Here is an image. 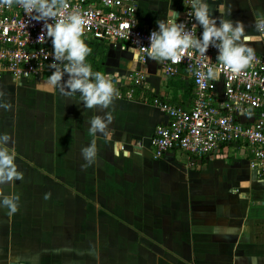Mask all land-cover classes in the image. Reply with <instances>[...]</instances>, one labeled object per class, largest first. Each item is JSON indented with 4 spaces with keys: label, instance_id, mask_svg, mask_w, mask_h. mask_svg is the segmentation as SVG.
<instances>
[{
    "label": "crops",
    "instance_id": "obj_1",
    "mask_svg": "<svg viewBox=\"0 0 264 264\" xmlns=\"http://www.w3.org/2000/svg\"><path fill=\"white\" fill-rule=\"evenodd\" d=\"M133 2L139 25L155 30L171 10H182V0ZM207 2L217 17L220 6L230 7L227 18L242 22L249 46L264 52L255 27L264 0ZM83 39L97 45L95 54L105 47L94 59L119 93L105 134L92 136L88 125L103 113L85 109L79 94L62 96L44 83L49 75L0 77L11 104L0 109V133L11 136L24 176L6 189L20 195L19 210L0 209V264H264V175L223 150L209 158L179 151L152 157L155 126L171 123L153 97L189 108L186 70L169 77L161 61L140 62L131 47ZM134 70H143L145 83L127 99ZM93 139L96 161L82 169L81 148Z\"/></svg>",
    "mask_w": 264,
    "mask_h": 264
},
{
    "label": "built area",
    "instance_id": "obj_2",
    "mask_svg": "<svg viewBox=\"0 0 264 264\" xmlns=\"http://www.w3.org/2000/svg\"><path fill=\"white\" fill-rule=\"evenodd\" d=\"M65 12L79 10L86 20L83 38L107 41L121 50L131 47L136 58L145 62L149 35L153 28L141 27L133 0H67ZM191 0H182L179 20L197 37V24ZM43 22L30 21L24 9L16 4L0 5V77L7 75L16 82L51 75L52 44L41 33ZM264 33V31H260ZM40 35V39H38ZM218 50L207 54L186 50L177 62L161 61L164 75L172 77L186 70L193 85L189 108L153 97L152 104L167 115L169 125L158 124L151 136L152 157L158 159L171 151L196 157H215L224 146L250 149L247 164L264 175V52L255 51L250 66L239 73L217 60ZM209 68L214 72L208 76ZM123 97L133 98L135 90L145 83L143 70H134Z\"/></svg>",
    "mask_w": 264,
    "mask_h": 264
},
{
    "label": "clouds",
    "instance_id": "obj_3",
    "mask_svg": "<svg viewBox=\"0 0 264 264\" xmlns=\"http://www.w3.org/2000/svg\"><path fill=\"white\" fill-rule=\"evenodd\" d=\"M13 4L21 6L30 21L43 22L41 33L46 36V40L41 42L51 40L53 63L49 65L51 75L44 83L58 89L62 96L71 100L79 94L78 103L82 102L85 109L100 110L102 115L97 114L88 119L89 133L92 136L105 134L113 120L107 109L119 93L109 76L99 71L94 72L91 64L86 62L91 48L82 38L86 26L84 16L76 9L65 12L69 7L67 0H0V5ZM191 8L195 21L202 28L199 37L185 22H178L180 14L171 10V16L158 20V28L149 35V58L177 62V57L188 49H195L206 55L208 49L214 47L218 50L217 60L230 67L233 72L239 73L250 66L255 59V50L249 46L251 36L245 31L242 22L227 18L231 13L230 7L220 6L219 17L213 15V8L207 0H191ZM255 27L258 31H264V19L257 21ZM208 76H214L211 68ZM6 95L0 89V109L5 111L11 108V104L5 100ZM12 143L9 134L0 133V209H7L8 215L19 210L20 195L7 193V186L24 178L15 162V152L10 150L9 145ZM97 151L95 139L81 148V156L85 161L81 165L82 169L95 163ZM49 197L50 193L44 196L45 199Z\"/></svg>",
    "mask_w": 264,
    "mask_h": 264
},
{
    "label": "rangeland",
    "instance_id": "obj_4",
    "mask_svg": "<svg viewBox=\"0 0 264 264\" xmlns=\"http://www.w3.org/2000/svg\"><path fill=\"white\" fill-rule=\"evenodd\" d=\"M87 38H89V37H87ZM47 75H49V73H44L43 76H47ZM223 151H225L223 153H229V154L233 155V157H235V159L236 158L241 159L242 162H244V163L246 161L245 159H247V157L250 156V149L248 147L245 148L243 152H242V149H237L233 152V150L230 149L229 146H224ZM254 172H255V170H254Z\"/></svg>",
    "mask_w": 264,
    "mask_h": 264
},
{
    "label": "trees",
    "instance_id": "obj_5",
    "mask_svg": "<svg viewBox=\"0 0 264 264\" xmlns=\"http://www.w3.org/2000/svg\"><path fill=\"white\" fill-rule=\"evenodd\" d=\"M89 47L91 48V54L87 57V61L86 62L89 63V64H91L92 69L95 72V71H98L99 68H98V64L96 63V61L94 59V56L95 55L101 56V54L104 53V51H105V47L103 46L102 49L99 50V53H97V54H95V52H96L95 51L96 50L95 48L97 47V45L94 44V42H91L89 44Z\"/></svg>",
    "mask_w": 264,
    "mask_h": 264
}]
</instances>
